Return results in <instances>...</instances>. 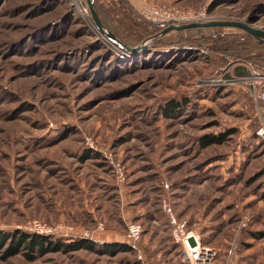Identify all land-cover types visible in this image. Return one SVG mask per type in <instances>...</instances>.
Returning <instances> with one entry per match:
<instances>
[{
  "label": "rangeland",
  "instance_id": "obj_1",
  "mask_svg": "<svg viewBox=\"0 0 264 264\" xmlns=\"http://www.w3.org/2000/svg\"><path fill=\"white\" fill-rule=\"evenodd\" d=\"M147 4L206 9L210 20L264 29V0H98L127 42L157 28L138 18ZM245 33L234 27L184 32L196 39L189 49L129 54L98 29L87 0H0V230L28 231L38 219L79 233H47L57 239H88L81 236L88 230L98 245L34 261L18 254L0 264H189L171 238L163 197L206 242L224 246L218 264L244 213L264 231L256 104L242 85L194 83L232 65L245 72L243 63L252 62L244 53H264ZM233 38L246 47L240 56L221 50ZM173 99L182 105L166 116L162 109ZM222 133V144L200 145L201 136ZM86 135L97 149L85 144ZM86 147L97 155L82 159ZM112 158L124 166L123 182ZM136 220L145 226L140 252L130 246L105 252V242L127 244L128 223Z\"/></svg>",
  "mask_w": 264,
  "mask_h": 264
},
{
  "label": "built area",
  "instance_id": "obj_2",
  "mask_svg": "<svg viewBox=\"0 0 264 264\" xmlns=\"http://www.w3.org/2000/svg\"><path fill=\"white\" fill-rule=\"evenodd\" d=\"M82 12L87 15L88 9L81 7ZM138 18L147 22L150 27L166 28L171 24H183L189 22H204L210 20L206 9H186L176 6L147 4L141 5L138 8ZM200 52H205L201 49ZM245 72L237 74L234 72L233 66L228 67L222 73L213 77L202 79L196 78V85H214L221 86L224 84L242 85L252 96L258 116V123L255 128V136L259 141L264 143V70L261 67H256L252 63H243ZM84 142L91 148L97 149L93 136L86 135ZM110 159V155H106ZM111 166L118 181L123 182L126 174L124 166L121 162L111 159ZM168 186V183L166 184ZM161 206L167 215L170 235L174 243L180 248V257L189 264H218V257L224 253L225 248L222 245H213L205 241L202 234L194 228L189 220L181 217L176 212L171 201L163 197ZM252 216L249 213H244L239 220L238 231L235 239L231 242L228 249L227 258L223 264L238 263V241L237 237L243 227L249 225ZM99 227H103V223H99ZM28 231L42 234L54 233L59 230H65L67 234H79L77 229L69 224L48 225L38 219L29 222L25 227ZM145 226L140 221H132L127 226V244L131 248L140 252L139 241L144 233ZM84 238L96 241L88 230L83 231ZM142 257L141 253H138Z\"/></svg>",
  "mask_w": 264,
  "mask_h": 264
},
{
  "label": "trees",
  "instance_id": "obj_3",
  "mask_svg": "<svg viewBox=\"0 0 264 264\" xmlns=\"http://www.w3.org/2000/svg\"><path fill=\"white\" fill-rule=\"evenodd\" d=\"M94 6L105 28L112 31L119 38L120 43L117 44H119V46L129 54H140V52H142L143 50L152 51V50L172 49L177 45H181L183 48L189 49L190 48L189 46L195 45L196 39L191 36H183L184 32H188V33L192 31L200 32L209 28H215V27H192L187 29L169 31L168 33L163 35H161V31L164 28H156L153 30L152 29L149 30L147 28L149 30V33L147 36L143 38V40L139 42H127L123 39L121 34L115 30L116 29L115 26H110L108 24V21L103 16V12L101 11V9H99L98 0H94ZM171 32H176L177 34H179V36L175 38H169V34ZM245 34L251 36L252 39H255L260 45L264 47L263 41H261L257 37L247 32ZM210 38H211L210 36L204 37L202 44H207V42L205 41L206 40L208 41ZM218 39H221V37H219ZM141 44H146V46L140 50L130 49V48H136ZM240 44H241V39H236V38L229 39L227 45L224 46L223 49L221 50H224L227 54H232L230 52H234L236 56H240L242 53L246 52L245 51L246 47ZM214 50L221 51L220 49H215V48ZM244 54H246L245 57L248 58V61H251L252 64H254L256 67L263 66L262 64H264V53L260 55L254 54L253 57L252 54L250 55L248 52ZM242 71H243V67L240 66H237L234 69V72L237 74L244 73ZM181 105L182 103L176 99L170 100L162 109V113L166 116H172L174 113H176V111L179 109ZM226 139L227 136L223 133L219 135L206 134L199 138V142L202 147H208L213 144H222ZM85 150L86 151H84V154L81 155L82 159L97 155L93 151V149L89 147H86ZM257 224L258 222H256L255 227L259 228ZM252 226H253V217L249 225L243 227L239 233L241 234V239L239 241L237 239L239 264L241 261V257L243 256L242 255L243 249L251 244L248 238L259 239L264 237V231H260L258 230V228H253ZM97 247L98 245L96 244V242L90 239H78L75 241H66L64 239H57L52 234H42V233L23 231V230H15L12 232L0 230V258L2 260H7L12 256L21 254L28 261H34L37 258L44 256L50 252H70L83 248L94 250ZM103 248L107 253H112L118 249L119 250L131 249L127 244L119 243V242H105L103 244Z\"/></svg>",
  "mask_w": 264,
  "mask_h": 264
},
{
  "label": "water",
  "instance_id": "obj_4",
  "mask_svg": "<svg viewBox=\"0 0 264 264\" xmlns=\"http://www.w3.org/2000/svg\"><path fill=\"white\" fill-rule=\"evenodd\" d=\"M87 4L89 6L90 12L92 19L98 29L106 34L111 40L114 42L120 43L119 39L117 36L111 32L110 30L106 29L102 20L100 19L97 10L94 6V0H87ZM192 27H234V28H239L255 37L260 39L261 41L264 42V29L260 27H256L250 22L247 21H242V20H220V19H215V20H208L204 22H189V23H183V24H171L168 27L164 28L161 31V35L168 33L169 31L172 30H181V29H187V28H192ZM157 39V38H156ZM155 40V39H154ZM146 44H141L136 48H130L131 50H140L144 48Z\"/></svg>",
  "mask_w": 264,
  "mask_h": 264
},
{
  "label": "crops",
  "instance_id": "obj_5",
  "mask_svg": "<svg viewBox=\"0 0 264 264\" xmlns=\"http://www.w3.org/2000/svg\"><path fill=\"white\" fill-rule=\"evenodd\" d=\"M251 243L242 251L240 264H264V237L249 238Z\"/></svg>",
  "mask_w": 264,
  "mask_h": 264
},
{
  "label": "bare ground",
  "instance_id": "obj_6",
  "mask_svg": "<svg viewBox=\"0 0 264 264\" xmlns=\"http://www.w3.org/2000/svg\"><path fill=\"white\" fill-rule=\"evenodd\" d=\"M124 59V58H123Z\"/></svg>",
  "mask_w": 264,
  "mask_h": 264
}]
</instances>
